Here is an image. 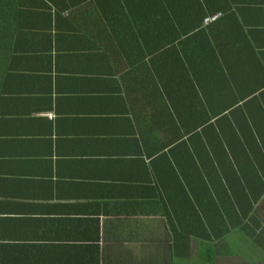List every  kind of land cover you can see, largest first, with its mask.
<instances>
[{"label":"crops","instance_id":"obj_1","mask_svg":"<svg viewBox=\"0 0 264 264\" xmlns=\"http://www.w3.org/2000/svg\"><path fill=\"white\" fill-rule=\"evenodd\" d=\"M24 1V26L54 29L27 39V54L0 51V264H94L95 257L146 264L155 255L165 264L170 242L152 165L158 154H146L145 140L155 135L150 143L158 148L171 138L146 127L154 90L144 87V70L129 73L122 57L86 56L115 40L110 27L125 24L119 2ZM242 4L241 14L217 12L202 24L220 17L222 27L253 23L251 42L225 28L215 34L233 75L247 77L241 92L252 87L263 104L264 0Z\"/></svg>","mask_w":264,"mask_h":264},{"label":"trees","instance_id":"obj_2","mask_svg":"<svg viewBox=\"0 0 264 264\" xmlns=\"http://www.w3.org/2000/svg\"><path fill=\"white\" fill-rule=\"evenodd\" d=\"M117 1L120 13L116 12L125 24L110 27L106 34L115 40L89 49L86 56H120L129 73L144 70V87L154 90L157 106L146 127L171 138L158 148L150 143L155 135L145 140L146 154H154V159L158 154L152 165L159 174L160 210L170 242L165 264H219L226 252L229 259L222 264H236L231 258L235 253L247 257L251 245L261 252V261L249 259L246 264H264V222L258 216L264 215V95H257L261 104L252 87L241 92L247 77L233 75L226 46L215 34L225 28L241 32L242 41L251 42L247 30L253 23L218 24L227 13L241 14L243 0L233 7L226 0L111 3ZM27 7L24 0H0L4 54H27V39L45 37L54 29L35 32L41 27L24 26ZM217 12L221 17L203 26V19ZM28 52L35 54V49ZM226 240L238 241L242 252H234L238 248ZM194 241L199 244L196 252L191 248Z\"/></svg>","mask_w":264,"mask_h":264},{"label":"rangeland","instance_id":"obj_3","mask_svg":"<svg viewBox=\"0 0 264 264\" xmlns=\"http://www.w3.org/2000/svg\"><path fill=\"white\" fill-rule=\"evenodd\" d=\"M262 205L264 206L263 202H262ZM235 233L236 232H234L232 234L233 237H235L234 236ZM237 242L238 241H232L231 242V240H226V243H229V244L232 243L234 247L238 248V250H236L234 248V252H242L240 250V247L238 246ZM196 248H197V243L195 242V243H193V249H194L193 252H196ZM245 252L247 253V257L240 256V255H238V253H235L234 258L233 259L231 258L232 262L233 263L237 262L236 264H246L247 263L246 261L249 259H257V260L261 261V259H260L262 257L261 252L254 245H251L249 248L247 247ZM236 258H237V260H236ZM227 259H229V255L227 254V252L221 254V256L218 258L219 264L224 263V261ZM143 261L146 264L147 263L148 264H164V256L159 257V256L155 255V256H151V257H146V259L143 258ZM130 264H132V263H130Z\"/></svg>","mask_w":264,"mask_h":264},{"label":"built area","instance_id":"obj_4","mask_svg":"<svg viewBox=\"0 0 264 264\" xmlns=\"http://www.w3.org/2000/svg\"><path fill=\"white\" fill-rule=\"evenodd\" d=\"M214 18H215V17H211V18L209 19V21H212V20H214Z\"/></svg>","mask_w":264,"mask_h":264}]
</instances>
